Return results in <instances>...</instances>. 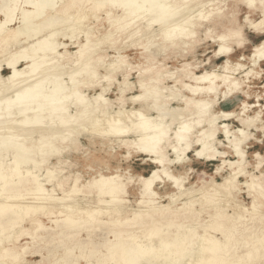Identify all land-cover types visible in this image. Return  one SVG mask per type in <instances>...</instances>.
<instances>
[{
  "label": "bare ground",
  "instance_id": "1",
  "mask_svg": "<svg viewBox=\"0 0 264 264\" xmlns=\"http://www.w3.org/2000/svg\"><path fill=\"white\" fill-rule=\"evenodd\" d=\"M81 1L86 10L91 13L103 12L106 17L102 18V13L99 12L97 25L86 29L84 25L85 43H78L76 51L78 63L76 65L79 71H70L73 73H69L70 79L67 82L64 81L62 71L56 72L52 69L56 65L60 66L59 62L68 54V45L56 40L60 36L67 35L69 31L82 28L83 25L76 21L60 29L58 27L56 29L55 26ZM240 1L245 3L252 13L258 8L256 3L261 7L263 19L260 22L252 21L249 15L245 22L256 33L264 34V0ZM215 3L216 0H0V51L5 49L4 43L8 46L10 43L20 44L23 39L35 40L24 50L26 52L19 50L5 60V67L10 70L8 76L2 74L3 65H0V83L7 89L6 93L0 96V264H178L188 254L191 256L184 264H263L264 183L259 182L260 177L253 175L250 182L245 183L249 195L253 198L252 209L240 203L233 193L239 189V178L248 175L246 170L248 161L243 145L249 140L250 135H253L249 132L250 128L261 124L262 112L258 111L254 116L246 114L257 105L243 102L239 113L234 111L218 113L212 109L213 105L217 104L215 98L214 100L200 98L195 102L197 107L194 113L195 121L192 124L184 122L179 124L174 132L173 143L170 140L168 126L162 119L164 112L167 111L161 108L163 101L159 107L160 99L164 98V90L169 87L164 83L167 77H170V80L176 78V85L183 83L181 77H188L191 74V64H184L182 69L175 72H167L165 70L168 69L162 67L140 70L139 66L131 64L127 56L121 52L112 61H107L106 55H97V50L92 49L95 45L89 48L97 38L95 31L100 30L99 27H102L103 34L97 39L98 45L111 39L117 41L121 37L136 35H141L143 38L152 33L153 35L148 39L164 38V46L166 44L175 46L172 43L178 41L180 43L187 38L195 39L196 26L216 23V12L220 10L215 6L218 5H214L208 13H205L206 7ZM145 19H148L147 27L144 24L143 27L139 26L141 24L137 21ZM103 21H106L108 26H104ZM68 22L71 21L68 19ZM13 23H18V26L12 28ZM155 24H158V29L154 30ZM218 40L221 42L218 54L227 56L225 64L221 67L224 73L207 71L200 76L189 77L195 86L185 85V87L192 93L201 92L216 97L223 87L226 91L221 93V98L232 97L239 93H245L249 98L248 91H243V84L246 81H241L237 75L243 72L245 78H249L254 74L255 69L264 61V40L254 47L253 55L250 57L254 68L248 71L245 68L246 64L243 63L245 58L241 57L235 65H232L230 60L234 45L244 46L248 41L243 34V28L228 27L226 33L219 36ZM61 48L66 51L61 53ZM146 59L148 63L156 60L154 53L147 55ZM22 63L26 65L24 68L21 66ZM99 67L105 68L104 76L98 75ZM42 68L44 71L41 70ZM135 69L140 70L138 86L142 93L126 99V93L136 87L129 81ZM119 73L123 75V82H118L120 92L118 103L123 104L128 100L143 101L142 109L125 111V107H121L112 115L110 101L105 95L109 88H103L101 93L89 98L80 89L84 82L77 78L84 75L87 84L99 85L101 80V83L109 82L110 86L116 80L114 75ZM162 73L165 74L162 76ZM257 75H260V72H257ZM200 83L205 87H198ZM176 93L178 95V92ZM176 97L178 100L179 95ZM151 100H154L153 104L148 105L147 102ZM185 101L187 104L193 102L188 98H185ZM72 105L75 111L73 108L74 112L71 113ZM30 108L37 111L35 115L28 114ZM153 111H159V116L150 118L149 113ZM98 113L106 116V120L103 121L106 122L110 135L120 138L136 135L135 141L122 142L127 146L136 144L139 151L155 156L154 162L160 165L151 176L139 180L141 200L138 204L144 210H133L132 218L121 219L122 213L129 211L126 204L128 200L125 198L127 184L124 175L98 172L99 175L87 180L86 184H82L80 177L77 176L71 188L60 197L55 194V188L57 186L63 188L64 180H58L57 186L52 185L51 190L46 187L47 183H52L56 179L55 170L49 168L46 170L45 184L40 174L33 171V167L32 169L27 167L33 165L38 168L41 163L47 162L48 157L44 156L46 160L43 161L35 157L40 156L41 153L51 152L61 155L58 143L67 141L77 143V137L73 138L72 133L79 128L87 133L90 131L104 133L106 129L101 127L103 121L95 117ZM232 118L237 119L244 128L232 131L229 124L220 126L221 120ZM46 119L51 122L50 125L45 122ZM56 120L57 122H54ZM88 120L92 122V126L83 128L82 125H86L82 122ZM204 124L208 128L206 129L205 126L203 128L205 130L201 131V137L197 136L196 142L192 141L193 130L203 127ZM38 125L41 128L36 134L33 128ZM261 127L264 131V126ZM220 129L231 145L236 160L224 159L222 166L217 168V173L225 167H228L230 172L222 183L215 182L211 191L204 195L203 204L210 203L211 208H214V212L210 213L211 220L197 223L203 213L204 205L200 210L193 209L195 201L190 200L183 203L184 206L179 211L172 207V204L182 197H190L195 191L184 186L183 177L168 173L164 149L167 145L171 146L177 155V159L170 161V164L184 162L186 158L184 155L195 145L200 146L196 151L199 158L206 157L208 160L220 156L225 158L226 153L216 148V136ZM33 132L37 135L36 140H32ZM256 158L259 159L256 168L260 169L264 157L257 152ZM166 180L173 181L178 190V193L168 196L172 203L168 205L158 202L160 197L154 189L157 182ZM84 191L96 194L100 205H109L105 212L108 216L106 222H102L98 217L101 212L99 206L95 209H83L79 207L77 200L74 201L76 205L68 202ZM222 193H225V197L234 196V212L231 215L224 210L225 205L221 206L222 198L218 196ZM50 211L57 212L55 217L48 219L52 228L47 227L41 219L42 214ZM157 215L162 219H157ZM26 221L30 222L29 228L24 225ZM93 227H104L106 233L101 239H97L100 236L91 235L93 234L91 230L95 229ZM49 230L52 232H47ZM82 231H88L87 239L79 237ZM26 236L31 237L33 241L40 238L42 245L35 244L32 250L29 243L22 244ZM55 241L65 244L61 257H57L55 252H45L44 246ZM28 248L31 251H27ZM232 248L234 250L231 252ZM28 255L41 257V260L32 263L28 260ZM147 256L149 257L144 261Z\"/></svg>",
  "mask_w": 264,
  "mask_h": 264
},
{
  "label": "rangeland",
  "instance_id": "2",
  "mask_svg": "<svg viewBox=\"0 0 264 264\" xmlns=\"http://www.w3.org/2000/svg\"><path fill=\"white\" fill-rule=\"evenodd\" d=\"M205 1H209V0H205ZM256 4L258 8L255 10V12L252 13V11L248 9V6L245 3L241 2L240 0H216L215 4H211L206 7L207 10H205V13H208L209 9H212L214 5H218V6H215V8L217 9L219 8L220 10L216 12V15H217L216 17H217L218 22L216 21L215 24L205 23L202 27L199 25L196 26L194 28L196 29V32H197V36L195 37V39L187 38L186 41L181 40L180 43L179 41L178 43L177 42L172 43L175 46H171V44H166V46H164L165 44L164 38H156L155 40L148 39V37L153 35V33L151 35L150 34L147 35L146 37L143 36V38L141 37V35H136V36H131V37H121L117 41H114V39H111L110 41L103 42L104 44L101 43L100 45H98L97 39L99 37H102V34H103L102 27H99L100 30L98 29L97 31H95L96 32L95 35L97 36V38H95V40L93 41V44L89 47L91 48L92 46L95 45V48H92V49L97 50L96 52L97 55L99 54L103 56L106 55L107 61H112L113 59H115V57L119 56V52H121L123 55L127 56V60L131 64L135 66H139L140 70H144L148 68L154 70L157 67L158 68L162 67V68L168 69V70H165L167 72L169 71L175 72L178 69H182V66L184 64H191V67H192L191 74H189L188 77L179 76L182 78V80H184L183 83H179L176 85V82H175L176 78H172V80H170L171 78L167 77V80L164 83H166V86H169L170 88L167 87V89L164 90V93H165L164 98L160 99L161 103L159 104V107H161V104L163 101L164 106L162 104L161 108L163 111H167V113L164 112V118L162 119H164V121L166 122V125L168 126V129L170 131L169 133L170 140L173 143L175 142L174 132L178 128V125L181 124L182 122L186 124H192L195 121L196 115H194V113L196 112V108H197L195 107V102L199 101L200 98L201 99H204V98L211 99L212 98L213 100L215 98L217 101L216 102L217 104L216 105L214 104L212 109L218 113L219 112L221 113L223 111L224 112L234 111V112L239 113L241 111L243 102H247L249 105H257L254 108H251L246 114L247 116H254L256 112L258 111L262 112L261 124L259 123L257 125L258 128L257 127L250 128L249 132L253 135H250L249 140L243 145V149L246 152V159L248 161V165L246 169L248 172V175L242 176L239 178V183H238L239 189L233 191L235 198H237V200L240 203H242L245 207H247L248 209H252L253 198L249 195L248 193L249 189L245 183L250 182L251 175L260 177L259 182L264 183V162L260 169L256 168V165L259 162V159L256 158V153L258 152L261 154V156L264 157V131L262 130V127H261V125L264 126V61H262L259 64L258 68L255 69L256 71L254 72V74H252L249 78H245L244 76L245 73L243 72H241L240 75H237V77L241 81H246L243 84V88H244L243 91L244 92L248 91V94L250 95L249 98L245 93H239L238 95H234L228 98H221L222 97L221 93L223 94L226 91L225 88L223 87H221L222 91L218 92L219 97L218 96L216 97L215 95L207 96V94L205 93L198 92L200 94L199 96L198 93H192L191 91L187 90L185 85L195 86V83H193V80H190L189 77L192 78L195 75L200 76L207 71L208 72L219 71L220 74L224 73V70H222L221 67L223 66V64H225L224 62H226L227 56L218 54L220 50V45H221V42L218 40V37L226 33L228 27L241 26L243 28V34L245 38L248 40L244 46L234 45V51L232 53V57L230 55L231 57L230 60L232 61V65H235V63H237L239 59L242 57V58H245L243 59V63L246 64V67H245L246 71L251 70V68H254L252 67L250 57L253 55L254 47L264 40V34L256 33L254 29H251L249 25H247V23L245 22V19L248 15L250 16L251 20L254 22H260L263 19V14L260 10L261 7L258 5V3ZM86 9H87L86 7H83L82 1L78 2L77 6L69 10L67 15L65 16L63 15L64 18H62V20L59 23H57L55 26L56 29L58 28L60 29V28L66 27L67 24H72V23L74 24V22L76 21H77L76 23L79 24L80 22L83 25L82 28L76 29L75 31L74 30L69 31L67 35L60 36L56 40L59 43H64L68 45L67 46L68 54L65 56L64 60L59 62L58 65L60 66L56 65L52 69H54L56 72L62 71L61 73H63L64 78H65L64 81H67V82L70 79L68 76L69 73L71 74L73 72L79 71V67L76 65L77 63L76 51L78 50V45H77L78 43L80 42L85 43V35L83 33L84 25H85V29L89 26L97 25V17L100 13H102L101 15L102 18L105 19L106 17V15L103 12L95 11L91 13L89 10H86ZM70 15H73L72 18L71 17L68 18V16ZM68 19L71 22L67 23ZM138 22L139 24H141L139 26H142V27H143V24L145 25V27H147L148 25V19L137 21V23ZM13 24L14 25H12V28L18 26V23L16 24L13 23ZM102 24L104 26H108V23L106 21H103ZM157 25L158 24H155V26L153 25L154 30L158 29ZM144 30H143V34H144ZM208 30L210 31L208 32ZM44 34H46V32ZM34 42H35L34 39L28 40V41L26 40L24 41L23 39L19 42L20 44L15 45L14 43H10L8 46L6 43L3 44L5 49L0 51V65H3L2 74L4 76H8L10 74V70L6 69L5 67L6 65L5 60L9 58L10 55L18 52L19 50H22V51L26 50L27 47L31 46ZM183 43H185L184 44L185 48L184 46H182ZM162 46H164L166 49ZM180 46H182V48ZM96 48H99V49H96ZM60 51L61 53H64L66 49L61 48ZM150 53L152 54L154 53V57L156 59L153 63H148L146 59L147 55H149ZM81 61H83V59ZM63 64H65L66 66ZM21 66L22 68H24L26 65L25 63H22ZM56 69H60V70L57 71ZM41 70H43V68ZM104 70L105 68L103 67L98 68L97 73L100 77L106 74ZM70 71H73V72H70ZM139 71L137 69L133 70L132 75L130 76V80H129L130 83L132 82L133 85L136 87L133 90L128 91L126 93V99H130L132 96H138L142 93V91L140 90L138 86L139 81H140ZM257 72H260V75H257ZM164 74L165 73H162V76ZM80 77L77 76V78H79L80 81L84 82V84L81 86L80 89L81 91L86 93L89 98H92L93 96L101 93L103 88H106V89L109 88L107 89V92L105 93V95L110 101V104H111L110 113L112 115L114 114L115 111H119L121 107H125L124 108L125 111L127 110L134 111V110L142 109V105L144 103L143 101L133 102V101L128 100L126 101V103H123L124 105L122 103L121 104L118 103L117 98L120 97L118 82H123L122 73L114 75L116 80L110 86H109V82L102 81L101 83V80H99L100 81L99 85H96V84L93 85L91 83L87 84V80H85V76L80 75ZM159 85L163 86L164 84H159ZM198 87H205V85L203 83H200ZM6 90H7L6 86L0 83V93H1L0 96L6 93L5 92ZM176 92H178V95L180 97V98L178 97V100L176 97L178 96ZM185 98H188L189 100H192L193 102H190L187 104L185 101ZM153 101L154 100H151V102H147L148 105L153 104ZM147 103L145 105H147ZM73 108L74 107L72 105L70 109L71 113L75 111V108H74V111H73ZM168 108H171V109H168ZM34 111L35 110L30 108L28 111V114H31L33 116L37 112V111L35 112ZM100 114L101 113L95 114V117L100 118L102 121L106 120V116L103 114L101 115ZM149 115H151L150 118H154V117L156 118L159 116V111L150 112ZM28 117H31V116L28 115ZM88 121L82 122V123L85 122L84 125H86V126L82 125L83 128L84 127L90 128L92 126V122L91 121L88 122ZM45 122L48 125H50L51 123L48 119H46ZM54 122H57V120ZM104 122L105 121L101 123L102 124L101 127L103 129H106L104 133H98L95 131H92V132L90 131V133H87V131L83 130L82 128H79L77 131H74L72 133L73 138L75 137L76 139L77 137L76 139V141L78 140L77 143L76 142L72 143L71 141H67L64 143H58L57 145L60 148L61 155L53 154L51 152L49 153L46 152L43 154L41 153L39 154L41 157L40 156H35V157L37 159L39 158L38 159L39 161L46 160V158L48 157L46 160L47 162L41 163V165L38 166L39 169L37 167L35 168L33 165H29L27 167L30 169H32L33 167V171L36 174H40L41 176L40 178L44 180L45 184L47 181L45 178L46 173H47L46 170L48 168L55 170L56 179H54V182L52 183H47L46 187L48 190H51L53 186L55 187L57 186L58 180H64L65 186L63 188H60L58 186L55 188V194L60 197H62L63 194L71 188L77 176L80 177L82 184H86L87 180H89L95 175L98 176L99 175L98 172H103L105 174L119 173L121 175H124L125 182L127 184V195L125 196V198L128 200V203L126 204H127L129 211L123 212L121 215V219H125L126 217L132 218L133 210H138V209L144 210L143 207L142 206L140 207V205L138 204V202L141 200L140 198L141 197V183L139 180L141 178H147L151 176L152 172L155 169L159 168L160 165L154 162L156 158L155 156L152 157L149 154L139 151L136 144H133L132 146H127L126 144L122 142L123 140L135 141L136 135L131 134L127 138L122 137V136L121 138L114 137L110 135L109 133L110 131L107 130L106 122L105 123ZM225 123L229 124V127L232 131L238 130L239 128H244L242 125H240L241 123L238 122V120L235 118H232L229 120H221L219 122L220 126ZM219 124L217 125L218 127H219ZM205 126L207 129L208 126L204 124L203 127L201 126V128L198 127L197 129L193 130V135L191 136L192 141L197 140L198 139L197 136L201 137V134H202L201 131L205 130L203 129L205 128ZM40 128H41L40 125H38V127L36 126L33 128V131H36L35 133L37 134V131ZM35 133L33 132L32 134L34 136L31 135L32 138L34 137L33 139L31 138L32 140L37 139L36 137L37 135H35ZM79 134H81V136ZM216 139H217L216 148L218 151L226 153L225 158H222V156H220L219 158H216L217 160L216 159L208 160L206 159V157L199 158L196 155V151L200 149V146L195 145L190 151H188L184 155L186 156V158H184V162L170 164V161L177 159V155H175L176 153L173 151V149H171V146L167 145L164 149L165 155L167 156L166 157V161H167L166 167L168 169V173L172 174L173 176L184 178L185 180L184 186L187 189H192L195 191L190 197L184 196L179 201L172 204L168 196L170 194L172 195V194L178 193V190L175 187L174 182L168 181V180H166L165 182L159 181L154 186L155 191L159 194V197H160L158 199V202H161L164 205L172 204V207L174 210L179 211V209L184 206L183 203L185 202L187 203L190 200L195 201L193 209L200 210L202 208V205H204L203 213L201 214V218H199L197 223L209 222V220H211L209 217H210V213L214 212V208L213 207L211 208L210 203L208 204L207 202H204L203 204L204 195L205 193L208 194V192L211 191V189L214 186L213 184H215V182L222 183L223 179L230 172L228 167H225L224 169L221 170L220 173H217V168L222 166L224 159L231 160V161L236 160L234 156V152L231 149V145L228 143V140L226 141V136L225 134H223L222 129L219 130L218 135L216 136ZM28 143L30 142L28 141ZM67 147H69V149ZM62 149H64V151ZM130 177H132L131 178L132 180H130ZM234 196L231 197V195H229L228 197H225V193H222L220 194V196H218L222 198L221 206L223 207L225 205L224 210H226V212L229 215H231L234 212V209H233ZM74 201L77 202L79 204V207L81 206V208L83 209H95V208H98L99 206L98 209L101 208L100 215H98L99 219L102 220V222L107 221L108 216L105 214V212L107 211L106 209H108L109 205H100L97 201L96 194L94 193L90 194L89 192L84 191V192L79 193L74 198L70 199L68 202L69 203L71 202L70 203L71 205L72 204L76 205L77 203L75 204ZM56 214L57 212L53 213L50 211L49 213L47 212V214H42L41 219L43 220V222L45 223L47 227L52 228V224L48 221V219L51 217H55ZM156 218L160 220L162 219V217H160L159 215H157ZM29 223H30L29 221H26L24 225L27 228H29L31 226ZM93 228H95L91 230L93 234L91 233L90 234L93 237L100 236L97 239H101V237L106 233V231L103 230L104 227L103 228L93 227ZM47 232H52V230H49ZM88 234H89L88 231H82L79 237L87 239ZM25 243H29L31 247L35 244H39V246L42 245L40 238H38L36 241H33L31 237H28V236H26L22 240V244H25ZM64 246H65L64 243L55 241L51 244H47L44 247H45V252H48V251L55 252L57 254V257H61L65 249ZM32 250H33V247H32ZM233 250L234 248L231 249V252ZM27 251H31V250L28 248ZM190 256H191L190 254L186 255L185 257H183V260L181 259L182 261L178 264H184L189 259ZM27 257H28V260L31 261L32 263L35 261L41 260V257H38V256L28 255ZM148 257L149 256L145 257L144 261H146Z\"/></svg>",
  "mask_w": 264,
  "mask_h": 264
}]
</instances>
